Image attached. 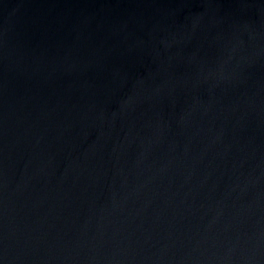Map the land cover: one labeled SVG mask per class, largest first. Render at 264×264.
<instances>
[{
  "label": "water",
  "instance_id": "water-1",
  "mask_svg": "<svg viewBox=\"0 0 264 264\" xmlns=\"http://www.w3.org/2000/svg\"><path fill=\"white\" fill-rule=\"evenodd\" d=\"M0 264H264V0H0Z\"/></svg>",
  "mask_w": 264,
  "mask_h": 264
}]
</instances>
